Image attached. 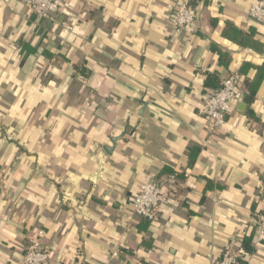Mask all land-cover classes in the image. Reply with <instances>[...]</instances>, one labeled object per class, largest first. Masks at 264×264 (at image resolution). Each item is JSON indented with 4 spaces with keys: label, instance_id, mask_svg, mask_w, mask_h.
Listing matches in <instances>:
<instances>
[{
    "label": "crops",
    "instance_id": "obj_1",
    "mask_svg": "<svg viewBox=\"0 0 264 264\" xmlns=\"http://www.w3.org/2000/svg\"><path fill=\"white\" fill-rule=\"evenodd\" d=\"M57 1L42 20L0 0V264H24L32 239L50 264H218L227 250L264 264V229L243 246L264 215L257 0H186L199 28L181 33V0ZM229 23L263 47L229 40ZM235 69L255 100L210 131L207 84ZM169 174L157 219L134 216L140 185Z\"/></svg>",
    "mask_w": 264,
    "mask_h": 264
},
{
    "label": "built area",
    "instance_id": "obj_2",
    "mask_svg": "<svg viewBox=\"0 0 264 264\" xmlns=\"http://www.w3.org/2000/svg\"><path fill=\"white\" fill-rule=\"evenodd\" d=\"M23 3L42 20L56 15L60 10L57 0H23ZM253 18L264 20V0L255 1L248 9ZM170 19L176 33L184 31L196 32L199 19L193 5L181 0L170 11ZM244 82L238 69L226 75L218 89L208 92L199 112L208 122L210 131H214L227 123L228 116L243 102ZM178 183L176 174L163 178L150 175L140 185L139 191L132 200L133 215L150 221L157 219L163 204L168 200L170 191ZM132 215V217H133ZM258 229H264V215L258 219ZM237 253L227 250L218 264H240ZM50 250L41 247L34 239L31 240L23 256L24 264H50Z\"/></svg>",
    "mask_w": 264,
    "mask_h": 264
},
{
    "label": "trees",
    "instance_id": "obj_3",
    "mask_svg": "<svg viewBox=\"0 0 264 264\" xmlns=\"http://www.w3.org/2000/svg\"><path fill=\"white\" fill-rule=\"evenodd\" d=\"M224 35L229 40L236 41L242 45H252L253 47L258 48V49H261L263 47V44H261L259 41L255 40L254 29H252V31H250L249 33H246L241 28H239L238 26H236L232 23H229L227 28L224 31ZM80 68L81 67L78 66V69H80ZM241 69L243 70V68H241ZM260 70H261V68H259V71ZM80 71L85 72L86 70L81 68ZM241 74L243 77L244 75L242 72H241ZM243 79H244V77H243ZM207 85L213 86V87L216 86L214 88H217V87L219 88L220 77H218V76L212 77L210 82H208ZM256 94H257V85L255 83V80L247 82L246 88H244L243 101H246L249 104H252L255 100ZM258 219H259V216L257 217V222L255 223L256 225H254L251 228L249 234L244 238L243 246H244L246 252L253 251L252 242L254 241L256 234H258V229H257L258 228L257 227ZM238 259L240 260V258H238Z\"/></svg>",
    "mask_w": 264,
    "mask_h": 264
},
{
    "label": "water",
    "instance_id": "obj_4",
    "mask_svg": "<svg viewBox=\"0 0 264 264\" xmlns=\"http://www.w3.org/2000/svg\"><path fill=\"white\" fill-rule=\"evenodd\" d=\"M246 103L245 102H240L237 106V109L241 112H244L245 108H246Z\"/></svg>",
    "mask_w": 264,
    "mask_h": 264
}]
</instances>
